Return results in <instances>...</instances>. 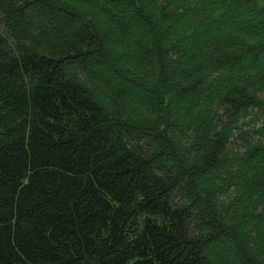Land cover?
<instances>
[{"label": "trees", "instance_id": "1", "mask_svg": "<svg viewBox=\"0 0 264 264\" xmlns=\"http://www.w3.org/2000/svg\"><path fill=\"white\" fill-rule=\"evenodd\" d=\"M256 16L0 0V264H264Z\"/></svg>", "mask_w": 264, "mask_h": 264}, {"label": "rangeland", "instance_id": "2", "mask_svg": "<svg viewBox=\"0 0 264 264\" xmlns=\"http://www.w3.org/2000/svg\"><path fill=\"white\" fill-rule=\"evenodd\" d=\"M102 1H104V0H102ZM111 12L114 14V10L111 11ZM109 13H110V11H109ZM123 14L125 16H128L129 15V10L128 9H124L123 10ZM114 15H117V14H114ZM246 15H247V13H239V15L237 16V18H239V17L244 18ZM228 18H229V20H232V18H230V17H228ZM128 19H133V17L130 16ZM262 19L264 20V18H261V17H257L256 16L255 17L254 24H260V22L262 21ZM0 31H4V28H3V26L1 24H0ZM226 34L224 32L223 35H226ZM152 35H155V32H153ZM111 78H112L111 80L113 81V83L116 84V85H118V84L126 85L127 84L126 83V80H124L123 77H118L117 75L111 74ZM130 91H131L133 97H136V98H139L141 95H143V91L140 88H138L137 86L136 87H130ZM262 161H263V164H264V158H263ZM217 247L219 248L218 243H217Z\"/></svg>", "mask_w": 264, "mask_h": 264}]
</instances>
